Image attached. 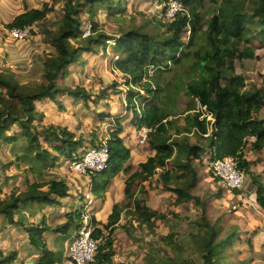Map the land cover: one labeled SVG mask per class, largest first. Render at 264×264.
<instances>
[{"label": "trees", "instance_id": "16d2710c", "mask_svg": "<svg viewBox=\"0 0 264 264\" xmlns=\"http://www.w3.org/2000/svg\"><path fill=\"white\" fill-rule=\"evenodd\" d=\"M113 1L49 0L39 8L26 9L6 24L9 30L30 27L34 32L33 26L45 23L55 6L64 2L62 16L40 30L53 50L36 58L30 80L21 82L14 71L0 69V150L9 146L15 161L27 164V170L36 176L27 179L23 188L0 198V215L6 223L26 225L25 245L38 253L33 264L62 262L64 251L68 253L65 241L70 244L75 238L68 232L78 230L84 219L81 211L67 213L65 222L52 226L44 221L25 224L24 210H30L32 216L35 210L41 211L68 196L67 181L59 177L44 179V170L54 166L59 156L74 160L77 155L78 159L80 149H86L82 136L67 126L45 123L36 102L50 99L63 109L61 97L65 94L75 100L91 99L86 87H70L58 79L66 76L72 64L83 63L84 53L98 52L99 46L107 50L111 40L116 56L113 67L122 73L129 88L126 108L133 114L136 129H149L146 142L154 153L133 168L131 149L120 135L124 129L122 118L113 119L114 127L106 140L107 165L88 174L92 193L104 198L115 177L125 172L126 201L115 202L104 223L96 215L91 216V235L99 240V246L89 264H228L223 259L225 249L239 238V232H226L220 237V219L212 222L204 201L195 192L198 166L203 165L205 155L208 164L234 157L246 172V147L250 145L256 152L264 150V88L247 87L246 78L236 71L238 60L257 58L254 38L264 44V0H176L180 8L172 19L147 20L137 28L127 29L119 38L108 35L95 20L97 4L108 6L111 17L122 11L121 4ZM208 4L213 7L212 13H206ZM83 12L88 15L87 23L83 22ZM87 25L90 32L84 35ZM186 29L190 31L187 41ZM180 96L189 99L184 108L179 106ZM103 142L104 139L96 144L92 141L91 146L100 147ZM195 160L199 163L195 164ZM156 175L163 189L175 194L176 204L203 206L194 221L197 231L188 239L201 262L184 257L185 245L176 243L173 234L161 236L164 245L150 247L143 263L113 260L111 235L125 210L152 230L157 220L166 218L164 212L147 204L145 182ZM213 177L220 180L214 174ZM257 177H253L255 202L264 210V179ZM53 231L63 234L57 241L59 249L49 247L46 234ZM248 241L251 243V239ZM18 259L16 247L6 251L0 245V264H14Z\"/></svg>", "mask_w": 264, "mask_h": 264}, {"label": "rangeland", "instance_id": "374dc122", "mask_svg": "<svg viewBox=\"0 0 264 264\" xmlns=\"http://www.w3.org/2000/svg\"><path fill=\"white\" fill-rule=\"evenodd\" d=\"M115 2L121 4V12H115L114 17H111L108 15V6L97 4V9H99V11L95 20L100 21L103 31L116 38H119L127 29L137 28L147 20H154L155 22L157 19H161L162 21L172 19V13L176 12V10L172 11V9L180 5L177 4L178 1L176 0H114L113 3ZM40 3H42L41 0ZM63 4L64 2H59L55 6V9L48 14L46 22L36 25L37 29H44L45 27H49L48 23L51 24L57 21L63 14ZM212 9L213 7L208 4L206 13H212ZM207 16L209 15L206 14V17ZM82 18L84 23L89 22L86 13H82ZM88 25L84 28V35H87L90 29ZM189 34L190 31L186 29L184 35L185 41L188 40ZM108 43H110V47H108L109 54L107 53V56L104 57L105 66L102 71L106 81H102L101 78L103 79V76L100 75L99 72H96L94 74L91 73L90 81H88L89 84L87 86L83 85L87 87L86 89L91 95L95 92L98 93L95 95L99 98L96 100L97 102L91 99L72 101V97L63 95L61 97V102L64 108L61 109L58 105L53 106V112H49V117L55 121L65 120L66 124L64 126L68 128L71 127L70 129L78 136H82L85 145L83 149L89 150L92 148V141L96 144L103 139L107 140L109 138L108 132L114 127L113 119L116 116L122 115V124L125 128L120 135L131 147V166L134 168L140 163L139 161L142 158L147 156V142L141 143L140 132H136L130 121L132 112L129 110L125 112V108L121 105V103L123 104L126 100V94L129 88L125 85V78L122 73L114 67L111 70L112 60H115L116 56L112 49L114 41L109 40ZM253 45L256 46L255 53L257 58L238 60L236 62V71L246 78L247 87L256 85L264 88V44L260 42V38H254ZM99 48H97L98 52L94 53L98 54L101 52ZM100 57L101 58L97 59V62L103 59V55ZM83 59L86 63L79 62L80 66L89 63V60L87 57H84V55ZM11 65L12 64L6 65L3 71L18 70L17 67H12ZM87 71V69L79 68L76 77L84 79ZM35 77H38V73L35 74ZM19 80L23 82V79ZM188 101L189 99L186 97L180 96L179 106L184 108ZM102 111L106 113L105 116H101ZM87 151L83 152L80 149L79 158L76 159L75 156L77 155H75L74 160L68 159L65 156H59L54 166L44 170L43 176L44 179H51L53 177L65 179L69 186V190L71 189L73 192L76 191L77 194L80 195V201H78L77 205L79 208H82L81 213L84 214V219L79 229L86 223H88L89 226L92 225L90 221L92 215H98L101 220L104 219L103 223L107 221L104 203L106 200L109 201L111 197L109 194L107 195V193L110 192L112 197H115L117 190V184L113 182L105 198L102 199L101 202L99 201V203L96 202L97 197H95L90 188L87 187L90 181L89 174L85 169L78 170L75 168V163L78 161L79 163L84 162ZM55 154H58V152H55ZM245 158L249 164L247 167L248 169L244 172L245 181L243 186L235 192L225 188L220 180L214 179L210 165L208 164V156L205 155L203 165L201 164L198 166L199 178L195 192L204 201L206 213L212 222L220 219L222 225L221 238L225 236L226 232H239V238L235 239L234 242L225 249L224 256L226 257L223 258L226 260L225 262L228 264H264V210L255 202V185L253 182V177L262 176L264 179V150L260 152L253 151L250 149L249 145L245 149ZM194 163H199V161L195 160ZM28 167L29 166L25 163H17L15 161V156L9 153V146H5L0 150V198L9 195L10 192L16 188H23L27 179L32 180L36 177L27 170ZM120 177H126V173L120 175ZM157 178L158 176L156 175L154 179L145 183L149 192L148 195H146L147 204L158 211L164 212L166 218L157 220L156 227L152 230L145 224H139L135 218L125 210L122 213L118 227L111 235L113 238L112 249L115 253L113 260L115 262L129 261L143 263V258L150 247L160 243L163 244L160 240L161 236L173 234L176 243L185 245L183 256L192 257L198 263L201 262L200 255L193 252L194 249L188 243V239L190 233H195L197 231L194 221L201 215L203 206L201 203L199 205H193L191 202L176 204L175 194L171 191L164 190ZM219 192H221V196H218ZM86 193L92 194L91 198L88 200L86 198ZM72 197L75 198L74 195H72ZM124 201H126L125 197L124 199L123 197L120 198L118 201L115 200V202ZM56 205L57 203H55V206ZM46 209L48 210L51 208L47 207ZM15 217H18V213H16ZM2 221H4V218L0 215V243L3 244L8 251L16 247L18 252L20 251L23 253V258L20 262L17 263L16 260L14 264H25L26 261L37 260L38 253L24 251L25 243H18L15 238L16 236L26 235V232H21L20 234L18 230H9L10 226L8 223L3 225ZM14 226L17 225L14 224ZM73 230L74 228L68 232V234L72 232L71 237H75L78 231L76 229L73 232ZM105 234H108L107 230ZM248 239H251V243ZM63 256L68 259L66 251H64Z\"/></svg>", "mask_w": 264, "mask_h": 264}, {"label": "crops", "instance_id": "0c3cea01", "mask_svg": "<svg viewBox=\"0 0 264 264\" xmlns=\"http://www.w3.org/2000/svg\"><path fill=\"white\" fill-rule=\"evenodd\" d=\"M41 1L43 3V2H46L49 0H41ZM42 3H40V0H0V69L3 70L6 67V65L12 64L11 65L12 67L18 68V70H15V71L13 70V71L18 75L19 79H23V82L28 81V79L31 78V75H33L31 73V68H32V66L35 65L34 62H36V58H38L39 55L43 56V54L46 53L47 51H52L53 48L51 47L50 44L45 42V35L40 30L37 29L36 25L33 26L34 32H32L31 36L28 39L15 40L10 36L9 29L6 28V24L9 23L16 15L20 14L21 12L25 11L26 9L34 8V7H36V8L41 7ZM108 47H110V45ZM99 50L101 52H99L98 54H96L94 52L84 53L83 55H84V57H87V59L89 60V63L85 64L83 66H80L79 63L72 64L68 68V73L66 74V76L63 78H59L58 82L61 84H66L68 86H72V87H75L77 85L87 86L89 84L88 81H90L91 73L94 74L96 72H99V74L103 76L104 73H102V71L104 70V66H105L104 57L107 56V53L109 54V50L107 48V50L104 51L101 47L99 48ZM101 55H103V59H101L99 62H97V59L101 58L100 57ZM84 63H86V62H84ZM79 68H83V69L88 70L85 74L84 79H82L81 77H79V78L76 77V74H77ZM112 69H113V64L111 66V70ZM64 80L67 82H65ZM101 80L105 82L106 78H104V76H103V79L101 78ZM96 94H98V93L95 92L91 95V100H93L94 102H97L96 100L99 99L98 96L97 97L95 96ZM64 96H69V95L66 94ZM74 100L75 99L72 97V101H74ZM123 100H125V99H123ZM125 101L123 102V104L121 103V105L125 108V112H127L128 110L126 108V102ZM36 105H37V109L46 115L45 123H54V124L63 125V126L66 124L65 120L64 121H61V120L55 121L49 117V112H53L52 107L56 105L50 99L39 100L36 102ZM104 113L105 112L102 111L101 114H104ZM116 117H119V118L121 117L123 119L122 115L116 116ZM132 119H133V114L131 116L130 121H131L134 129L136 130V132L137 131L141 132V130L143 128L139 129V130L136 129ZM70 128L71 127H69V129ZM123 128H125L124 125H123ZM126 145L131 149V147L127 143H126ZM146 151L148 152L147 156L154 153V151H152L149 148L148 143H147ZM147 156L142 158L139 162L144 161L147 158ZM122 174H125V173L123 172L120 175H122ZM120 175L116 176L114 179V184H117V190H116L115 197L114 196L112 197V194L110 192L107 193V195L109 194L111 197H110L109 201L106 200L104 203V205H105L104 210L106 213V217H108V215L110 214L115 200L118 201V200H120V198L123 197V199H124V197H125V195H124L125 177L122 178V177H120ZM88 184H89V186H87V187L90 188V190L92 191L91 179H90ZM72 195H74L75 198H73ZM104 198H97L96 202L99 203V201L101 202L102 199H104ZM78 201H80V195H78L76 191L73 192L70 189L68 196L57 199V205L56 206H55V204H53V205L46 206L41 211L35 210V212L32 216L29 212L30 210L25 209L24 212L27 214V220H24L23 222L25 224H27V222L44 221L45 223L52 225V226L63 223L66 220L65 216L67 213L81 211L82 208H79L77 205ZM47 207H50L51 209L47 210L46 209ZM83 216H84V214H83ZM96 217L98 220H101L98 215ZM103 220L104 219H102L101 221L103 222ZM5 223L6 222L2 221L3 225ZM7 223L10 226L9 230H11V229H12V231L18 230L20 234H21V232H26L24 230V227L26 225L16 224L17 226H14V224H10L9 222H7ZM70 234H72V232ZM10 235H12V234H10ZM61 236H63V234H61L59 232H54V231L46 234V238H47L49 247L52 249H59L57 241ZM15 238H16L18 243H26L27 239H28L27 232H26V235L16 236ZM68 244H69V242L65 241L64 245L66 248H67ZM0 245L6 251H8L7 248L5 246H3V244L0 243ZM17 251H18V249H17ZM24 251H30V253H34V250L30 247H27L26 245H25ZM18 253H19V259L17 260V263H19L20 260L23 258V253L20 251ZM27 254H29V253H27ZM62 259H63L62 262L58 261L55 264H72L64 256ZM30 262H35V260L29 261V262L26 261L25 264H28V263L30 264Z\"/></svg>", "mask_w": 264, "mask_h": 264}, {"label": "built area", "instance_id": "2783aa9c", "mask_svg": "<svg viewBox=\"0 0 264 264\" xmlns=\"http://www.w3.org/2000/svg\"><path fill=\"white\" fill-rule=\"evenodd\" d=\"M178 5L180 3H177ZM180 6V5H179ZM172 9L178 10L180 7ZM174 15V13H172ZM90 30L88 31V33ZM87 33V34H88ZM10 36L15 40H25L31 36V28H14L9 30ZM149 129L143 128L140 132V141L147 140ZM88 149H86L87 151ZM109 160V148L104 140L100 147H92L86 153L84 162L75 163L78 170L99 171L106 167ZM213 174L220 179L222 185L227 189L241 188L245 181V171L238 167V161L234 157H224L217 159L210 164ZM92 196L86 193L87 200ZM92 227L88 223L84 224L78 231L73 241L68 245V259L72 264H89L94 261L98 251L99 240L92 237Z\"/></svg>", "mask_w": 264, "mask_h": 264}, {"label": "water", "instance_id": "95a60500", "mask_svg": "<svg viewBox=\"0 0 264 264\" xmlns=\"http://www.w3.org/2000/svg\"><path fill=\"white\" fill-rule=\"evenodd\" d=\"M30 264H33V262H31Z\"/></svg>", "mask_w": 264, "mask_h": 264}]
</instances>
